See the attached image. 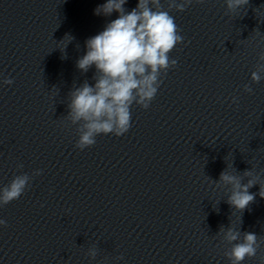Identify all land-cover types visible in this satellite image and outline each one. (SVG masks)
<instances>
[{
    "label": "clouds",
    "instance_id": "obj_1",
    "mask_svg": "<svg viewBox=\"0 0 264 264\" xmlns=\"http://www.w3.org/2000/svg\"><path fill=\"white\" fill-rule=\"evenodd\" d=\"M126 3L127 0H106L94 9V15L109 17L115 12L118 17L85 41L86 52L76 62L83 73L95 67L92 77L95 83L90 85L85 80L69 94L67 116L73 125H78L76 147L81 150L93 146L99 135L119 137L127 133L131 127L132 105L135 103L147 109L157 94L161 73L176 65L175 60L169 59V53L183 41V37L179 35L174 17L164 10L161 0H138L131 11L125 9ZM191 3L192 0L180 3L168 0V9L184 11ZM225 3L227 10L234 13L248 5L249 0H225ZM259 60L264 62V52ZM261 73H264V63L258 64L251 80L259 83ZM4 83L13 81L6 79ZM244 91L251 93L252 89L245 85ZM236 102L237 98L233 97V103ZM39 174V170L34 173ZM244 175L249 176L250 171H245ZM31 179L26 173L14 176L0 189V206L19 199ZM217 183L231 186L227 203L241 212L255 199V194L249 191L256 185L251 179L246 184L242 183L240 177L225 169ZM259 195L264 198V189L260 188ZM0 225H6V221L0 219ZM218 234L232 245L225 253L230 264H242L246 257L256 255L259 243L254 233H242L230 226L226 229L221 227ZM87 254L94 259L96 248H89Z\"/></svg>",
    "mask_w": 264,
    "mask_h": 264
}]
</instances>
